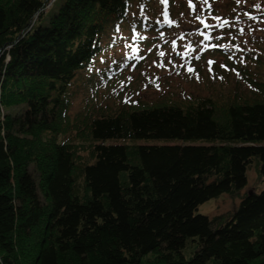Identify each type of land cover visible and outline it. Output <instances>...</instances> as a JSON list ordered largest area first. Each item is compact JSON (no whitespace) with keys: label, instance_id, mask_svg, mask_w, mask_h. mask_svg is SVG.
<instances>
[{"label":"trees","instance_id":"trees-1","mask_svg":"<svg viewBox=\"0 0 264 264\" xmlns=\"http://www.w3.org/2000/svg\"><path fill=\"white\" fill-rule=\"evenodd\" d=\"M47 1L0 0V264H264V50L244 53L255 91L237 97L233 87L222 121L221 95H210L71 122L69 89L105 39L168 26L151 7L159 0H65L19 38ZM253 161L259 193L224 217L197 213L236 197ZM188 242L197 248L186 260Z\"/></svg>","mask_w":264,"mask_h":264},{"label":"rangeland","instance_id":"rangeland-1","mask_svg":"<svg viewBox=\"0 0 264 264\" xmlns=\"http://www.w3.org/2000/svg\"><path fill=\"white\" fill-rule=\"evenodd\" d=\"M64 1L56 0L50 10L38 19L35 27L46 26ZM233 2L207 0L202 4L200 0H166V3L158 1V5L152 4L154 12L160 15L158 21L166 24L168 29L140 34L136 30L130 33L125 27L119 31L113 46H110V39H105L104 45H108V49L92 67L75 79L69 89L66 112L69 120L72 122L76 115L96 109L114 114L120 106L146 108L157 103L221 95L216 104L221 109L216 119L222 121L221 106L228 103V94L234 90L233 87L237 89V97L255 91L247 80L248 72L241 69L240 64H245L244 53L252 51L257 57L264 50V0ZM142 38L154 41L144 45ZM211 48L213 53H208L207 49ZM223 49L232 52L225 54ZM66 136H70L69 132ZM58 140L61 141L62 136ZM125 142L107 141L105 145ZM76 143L86 150L92 145L84 141ZM137 144L158 143L139 141ZM89 157L88 151L81 152V161ZM254 166L255 161L247 168V185L236 197L223 195L212 199L200 205L197 213L211 220L224 217L238 207L242 196L249 192L259 193L263 184L258 180ZM77 186L82 189L80 180ZM40 198L43 201L41 194ZM216 224L217 221L214 226ZM196 248V244L188 242L183 250L184 258L190 259Z\"/></svg>","mask_w":264,"mask_h":264},{"label":"built area","instance_id":"built-area-1","mask_svg":"<svg viewBox=\"0 0 264 264\" xmlns=\"http://www.w3.org/2000/svg\"><path fill=\"white\" fill-rule=\"evenodd\" d=\"M52 2V1H51ZM51 2H49L44 8H42V9H40L39 11H38V13L39 12H45L46 10H47V8L50 6V4H51ZM38 13L34 16V18H33V21L35 20V18H36V16L38 15ZM32 22H31V24H29V26L27 27V29L25 30V31H23V33H21V35L19 36V38H23L27 33H29V31L31 30V28H32ZM16 42V41H15ZM14 42V43H15ZM13 44V43H12ZM12 44H10V45H7L6 47H5V60H4V65H6L7 64V62H8V60H9V57H8V55H7V52L10 50V48H11V46H12Z\"/></svg>","mask_w":264,"mask_h":264},{"label":"snow or ice","instance_id":"snow-or-ice-1","mask_svg":"<svg viewBox=\"0 0 264 264\" xmlns=\"http://www.w3.org/2000/svg\"><path fill=\"white\" fill-rule=\"evenodd\" d=\"M161 2L166 3V0H161ZM200 2L202 4H206L207 3V0H200ZM190 7H192L191 3H190ZM164 15H165V18H167V11H166V9H165ZM201 23H203V21H201ZM205 38L207 39V37H205ZM161 55H163V53H161Z\"/></svg>","mask_w":264,"mask_h":264},{"label":"bare ground","instance_id":"bare-ground-1","mask_svg":"<svg viewBox=\"0 0 264 264\" xmlns=\"http://www.w3.org/2000/svg\"><path fill=\"white\" fill-rule=\"evenodd\" d=\"M53 2V1H52Z\"/></svg>","mask_w":264,"mask_h":264}]
</instances>
